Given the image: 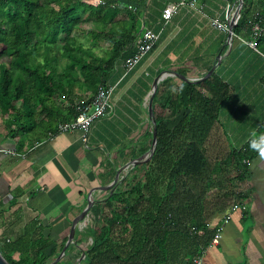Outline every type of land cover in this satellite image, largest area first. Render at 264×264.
<instances>
[{
  "label": "trees",
  "instance_id": "trees-1",
  "mask_svg": "<svg viewBox=\"0 0 264 264\" xmlns=\"http://www.w3.org/2000/svg\"><path fill=\"white\" fill-rule=\"evenodd\" d=\"M150 1L0 0V120L4 138L15 140L21 149L26 140H32V145L41 141L36 130H44L48 138L60 123L74 119L75 103L86 98V92L90 99L105 85L117 61L134 55ZM248 1L243 0L233 35L250 36L253 11L264 18V0H254L247 15ZM256 49L264 55V34ZM162 85L164 90L158 86L153 97L157 127L154 154L148 162L131 169L110 195L105 205L108 208L114 202L109 206L110 216L102 213L99 221L89 226L86 233L91 243L83 249L86 256L81 264H94L95 260L102 264L107 254L118 262L135 261L151 240V225L159 222L169 228L176 220L174 214L185 206L183 199L175 203L171 196L184 192L186 179H228L234 171L238 174L233 179L242 181L249 162L264 145V140L259 143L264 127L240 149L228 142L218 116L232 88L215 73L198 83L180 81L174 89L169 79ZM178 114L183 117L176 122L173 119ZM169 124L174 126L169 129ZM230 179L220 187H228ZM211 187L208 185V190ZM193 203L191 208L198 210L199 218L194 217L191 225L198 229L208 220L203 214L205 201ZM43 229L40 220L31 221L23 234L0 246V254L9 264L50 262L66 239L53 238ZM83 232L77 231V243ZM170 235L183 238L187 232ZM170 235L155 236L154 240L161 242ZM73 253L71 245L55 264H73Z\"/></svg>",
  "mask_w": 264,
  "mask_h": 264
},
{
  "label": "crops",
  "instance_id": "crops-1",
  "mask_svg": "<svg viewBox=\"0 0 264 264\" xmlns=\"http://www.w3.org/2000/svg\"><path fill=\"white\" fill-rule=\"evenodd\" d=\"M177 1L148 2L146 26L159 32V39L132 71L126 73L122 59L117 61L105 80V85L113 88V111L93 124L85 142L79 130L48 138L44 137V130H36L35 136L41 141L32 145V140H26L20 149L15 140L4 138L0 120V246L23 234L25 226L35 219L40 220L45 234L67 238L71 223L87 205L91 190L110 184L119 168L148 148L151 127L146 98L154 78L162 72L196 79L217 64L213 73L232 88L218 116L228 142L240 149L264 127V55L247 45L249 35H232L229 42L227 34L210 26L211 18L225 20V0H197L204 6L203 13L183 7L163 26L161 10ZM235 1L228 2L232 6ZM253 1L247 3V15L253 10ZM165 79H169L173 89L182 81L172 75ZM162 83L158 86L163 91ZM84 95L83 100L91 96L88 92ZM164 115L172 120L169 112ZM182 117L178 114L173 120L177 122ZM263 140L264 135L259 143ZM237 174L231 171L228 179H186L184 192L171 196L175 203L179 199L185 202L180 212L174 214L176 220L171 226L159 222L151 225V240L135 261L118 262L107 254L102 264H195L197 256L200 264H264V145L249 162L246 178L236 181L233 178ZM126 175L122 172L121 180ZM229 179L228 187H220ZM208 185L212 186L209 190ZM111 194L92 193L95 203L88 213V228L99 221L102 213L110 216L109 206L114 202L108 208L105 205ZM194 201H205L203 214L208 218L205 226L198 229L191 225L193 218L198 217V210L191 208ZM232 203H244L247 208L231 211ZM225 214L230 218L219 244L207 247ZM81 230H85L84 224ZM183 231L187 232L183 238L170 235ZM165 233L170 236L161 242L154 240ZM156 244L167 252L160 251ZM76 251L80 254L79 249Z\"/></svg>",
  "mask_w": 264,
  "mask_h": 264
},
{
  "label": "built area",
  "instance_id": "built-area-1",
  "mask_svg": "<svg viewBox=\"0 0 264 264\" xmlns=\"http://www.w3.org/2000/svg\"><path fill=\"white\" fill-rule=\"evenodd\" d=\"M226 6V17L224 21L219 20L218 18L210 19V26L217 31L228 34L229 33V22L234 15L235 9L238 5L239 0H236L235 3L230 6L229 0ZM193 8L194 10L203 13L204 6L198 4L197 0H179L176 3H169L161 10V22L164 26L167 24L172 16L178 12L180 8ZM144 24V23H143ZM250 26V39L247 41V45L253 50L256 49V42L264 34V18L258 11H253L251 13V20L249 22ZM160 36L159 32H155L153 29L145 26L138 35L136 42V51L133 56L122 59V65L126 73L132 71L146 56L151 52L154 45L158 41ZM113 88L106 85L100 86L95 94L87 100H81L75 103V117L74 119L60 123L57 127L55 133L49 137H53L57 134L72 132L79 130L81 132L82 141H86L87 134L93 124L106 116L107 114L113 111V103L111 101ZM5 154H13L10 151H4ZM244 203H232L230 210H240L244 211L246 209ZM229 214H225L222 222L215 228L213 235L207 244V247H213L219 244L222 238V232L224 225L229 221ZM194 228H192L193 230ZM195 264H200V257H195Z\"/></svg>",
  "mask_w": 264,
  "mask_h": 264
},
{
  "label": "water",
  "instance_id": "water-1",
  "mask_svg": "<svg viewBox=\"0 0 264 264\" xmlns=\"http://www.w3.org/2000/svg\"><path fill=\"white\" fill-rule=\"evenodd\" d=\"M242 5H243V0H239L238 5L235 9L234 15L229 22V33L227 34V39L229 42L232 40V35H233L232 29L238 21V18H239L241 9H242ZM143 28H144V24L141 25V28L138 32V35L141 33ZM217 63H219V62H217ZM216 66H217V64L212 66L202 77L196 78V79L187 78L185 76H181L175 72H170V71L162 72L154 78L152 85H151V89H150V91L147 95V98H146L147 116H148V121H149V124L151 127V142H150V146H149L148 150L145 153H143L142 155H140L139 157L133 158L127 164H125L124 166L119 168L116 172L114 180L110 184H108L107 186H101V187L93 188L91 190V192L89 194V200L87 202V205L84 207V209L80 212V214L71 223L69 233L67 235L66 241H65L61 251L56 256V258H54L53 260H51L50 262H48L46 264L57 263L58 261H60L65 256L66 250L71 245H76V233H77V231H81V225L86 223L88 213L95 203L94 198L92 196V193L95 191H109L110 194L113 193L115 188L117 187V185L121 181L120 175L122 172H125V175H126L131 169L135 168L136 166L148 162L150 160V158L152 157V155L154 154V151H155L156 146H157V127H156V121H155V118L153 115V97H154V94H155L157 87L160 84V82H162L167 76L172 75V76L179 77L183 82H186V83H198V82H201V81L207 79L208 77H210L213 74ZM85 256H86V251H84L83 249L80 250V255L76 258V260L73 264H81V262L85 259ZM0 264H9L3 258V256L1 254H0Z\"/></svg>",
  "mask_w": 264,
  "mask_h": 264
},
{
  "label": "rangeland",
  "instance_id": "rangeland-1",
  "mask_svg": "<svg viewBox=\"0 0 264 264\" xmlns=\"http://www.w3.org/2000/svg\"><path fill=\"white\" fill-rule=\"evenodd\" d=\"M83 40V39H82ZM100 44L102 45L103 43L100 42ZM172 124H169V127H171ZM88 230V224L87 222L85 223V230L84 232L81 230V232H83L81 234V237H80V243L76 245H73L74 246V256H76V258L80 255L76 250L79 249V250H82V249H85L87 246L90 245V239H89V236L87 235L86 231ZM85 233V234H84ZM78 255V256H77Z\"/></svg>",
  "mask_w": 264,
  "mask_h": 264
},
{
  "label": "bare ground",
  "instance_id": "bare-ground-1",
  "mask_svg": "<svg viewBox=\"0 0 264 264\" xmlns=\"http://www.w3.org/2000/svg\"><path fill=\"white\" fill-rule=\"evenodd\" d=\"M85 225V224H84Z\"/></svg>",
  "mask_w": 264,
  "mask_h": 264
}]
</instances>
